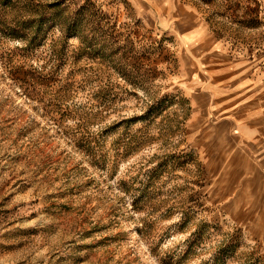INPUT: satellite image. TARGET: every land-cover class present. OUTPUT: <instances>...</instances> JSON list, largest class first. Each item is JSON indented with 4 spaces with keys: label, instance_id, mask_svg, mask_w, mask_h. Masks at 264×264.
<instances>
[{
    "label": "rangeland",
    "instance_id": "obj_1",
    "mask_svg": "<svg viewBox=\"0 0 264 264\" xmlns=\"http://www.w3.org/2000/svg\"><path fill=\"white\" fill-rule=\"evenodd\" d=\"M243 66L264 81V0H0V264H264L211 114Z\"/></svg>",
    "mask_w": 264,
    "mask_h": 264
},
{
    "label": "crops",
    "instance_id": "obj_2",
    "mask_svg": "<svg viewBox=\"0 0 264 264\" xmlns=\"http://www.w3.org/2000/svg\"><path fill=\"white\" fill-rule=\"evenodd\" d=\"M180 21L182 24H188L187 15L183 16ZM198 25L200 24L198 23L197 26ZM196 27L190 26L188 28V31H192L195 38L191 41V45L190 43L187 44V47L190 48L188 51L197 54L209 51L213 48L211 43L201 45L200 47L193 46L195 42H202L203 39L207 37ZM239 70V73L236 75V80L234 79L236 89L229 96H220L218 98L219 100L211 107V114L218 118V121L213 123V126L222 123L223 132L228 128H234L242 137V140L248 144V148H246L245 145L246 149L244 151L241 150L242 147L237 144L234 145V149L236 153H241V151H243L242 157L249 162V169H251L250 166L252 163L256 166L253 168L258 174V182L253 184L248 190H246L245 179V183L243 184V189H245L244 193L246 191L249 197H252L261 183L264 188V172L257 165L255 160V157L258 156L264 159V81H258L259 78L252 73L250 66H243L239 68ZM219 90H221V93L224 92V88ZM205 110V114H207V105ZM248 171L246 170L244 175H246ZM261 213L264 220V191L261 198Z\"/></svg>",
    "mask_w": 264,
    "mask_h": 264
}]
</instances>
